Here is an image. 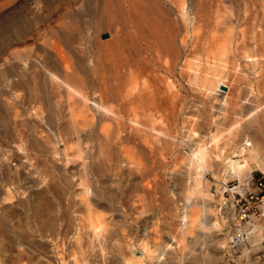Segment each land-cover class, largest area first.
Here are the masks:
<instances>
[{"label":"bare ground","instance_id":"obj_1","mask_svg":"<svg viewBox=\"0 0 264 264\" xmlns=\"http://www.w3.org/2000/svg\"><path fill=\"white\" fill-rule=\"evenodd\" d=\"M12 2L0 0V10ZM97 3L103 7L87 35L86 65L70 48L76 36L67 23L45 60L24 54L12 62L18 78L10 83L32 89L38 105L30 128L41 149L26 148L22 115L12 117L16 102L8 99L0 110L9 133L0 151L9 178L0 183V264H30L32 257L35 264H213L224 239L203 174L211 173L218 189L236 179L231 191L242 193L252 178L249 163L264 173L258 147L239 141L238 122L243 114L245 121L264 117V0ZM102 30L108 39L98 38ZM42 72L46 82L55 80L48 95L58 99L59 119L42 116ZM210 124L215 132L205 141ZM185 151L194 153L184 158L187 168ZM32 156L37 174L28 170ZM188 179L197 201L162 195L156 204L165 182ZM164 211L182 237L197 232V250L185 256L179 241L152 250V236L166 226ZM252 252L250 262L264 264V248L262 261Z\"/></svg>","mask_w":264,"mask_h":264},{"label":"rangeland","instance_id":"obj_2","mask_svg":"<svg viewBox=\"0 0 264 264\" xmlns=\"http://www.w3.org/2000/svg\"><path fill=\"white\" fill-rule=\"evenodd\" d=\"M92 1L94 3H92ZM241 1L242 0H238V2ZM102 7L103 6H101V9L99 11L97 0L95 1L94 0H14L12 4L0 10V110L4 112L6 111L5 103L7 102L8 99H12L13 101L16 102L14 105V110H12L11 113L14 114L12 115V117L15 118L16 120L17 117L14 116L22 115L21 116L22 118L18 117L19 118L18 120L22 121L23 123L21 129H22L23 137L27 140L26 148L29 143V145L30 144L32 145L31 148L35 149V151H39L41 149L38 139L33 135V132L31 131L30 128L34 120V116L31 113V110H33L32 107H35L36 109L38 105L36 106L34 102H32L33 101L31 94L32 89L24 87L22 85L20 86L19 84L15 83L17 88L16 89L14 88L15 85L11 84L13 80H17L18 78L17 75L11 76L10 72L13 71L12 66L15 63H17V58L22 57L24 54L25 55L28 54V56H32V57H37L39 60L42 59L45 60L47 51L48 52L50 51V44H52V41L54 40L56 34H58V32H62L65 29L63 23L72 24L73 29L71 30H73L72 32H74L73 35L76 36V39L75 41H73L74 43L71 45V47L70 46L69 47L73 48L72 50L74 52L76 50L75 52L76 55L73 53V55H75L76 60L78 61L80 59L84 61L83 64L85 63L84 65H86L89 57L87 35L88 34L93 35L94 29L92 28H94L95 25L94 23L95 22L97 23L98 20L101 18L99 12L102 11ZM96 14L97 16L98 15L99 16L97 17ZM88 23L91 24V26H89ZM103 34H105V37H102ZM98 38L102 40L108 39L109 38L108 32L106 30L100 31L98 34ZM40 49H42V51H40ZM81 58H83L84 60ZM42 73L39 74V76L43 75L41 76L42 78L41 77L40 78L44 79L47 74L46 72L45 73L42 72ZM51 81L55 82V80H48L46 82V78H45V81L42 83V85L44 84L43 88H41L42 86L39 87V89L41 88L39 92H41L40 95L42 99V100L40 99L41 104H39L42 107L39 106V108L40 107L42 108L41 111H42V116L44 118L45 117L49 118L50 116L53 117L54 119L55 118L59 119L61 111H57V109L55 108L57 107L56 103L58 99L56 101V99H54L53 97L52 99L48 95L49 94L48 86H50V83H52ZM59 88L61 90L62 84H60ZM261 91H263L261 93H264L263 88L261 89ZM42 92H44L43 93L44 95L42 94ZM243 115H245L244 118L245 117L247 118L246 114ZM197 116L198 114L196 113V119L198 121L199 118H197ZM260 117H263V115ZM245 119L243 120L242 118H238V122L240 123L238 124L243 127V131H244L243 132L244 136H240L239 141L245 137L249 139V142H251V147H256V149L258 147L260 156L264 160V117L263 118L258 117V119L254 121L246 120L250 124H248L245 121ZM260 119L261 121L259 122ZM197 121L196 123L199 122ZM243 121H245L246 123ZM7 128H8L7 125L0 120V141H1L0 151L2 149L1 147L3 144L2 142H5L9 139V133H7ZM213 128L214 127L210 124L208 131L204 133L203 137L205 138L203 139H205V141H210L211 135L215 132ZM11 129H12L11 132L15 134L16 133L15 128L12 126ZM239 141H236V143H238ZM187 153L188 152L184 153V155H182L184 157L181 158V160L183 159L182 160L183 162L182 166H184L183 168L185 167L187 168V164H188V161L184 158L186 157L188 158L190 156H193L194 154V153L192 154L191 152H190L191 155ZM31 158H32L31 161L28 163L29 164L28 166L30 167V168L28 167V170L30 169L32 173L33 172L32 170L34 169V171H36L34 173L37 174V169H36L37 164H35L36 163L35 160H37V158L35 160H33L34 159L33 156ZM34 164L35 166L33 167ZM249 167L252 170L251 173L252 178L248 182V187L244 188L245 190L244 196L242 199H240L237 202H233L232 200L230 201V203H233L234 206L231 207L227 216L228 225L230 226V228H234L235 227L234 218H236V216L238 215V210L240 208H245L246 217L244 220L239 222V228L241 231V238H242L241 242L238 244L237 248L232 253V256L234 258L231 257V260L227 262L225 256L223 255V251L225 249L224 247L227 245L229 228L226 229L225 227H223V223H222L223 221L221 222L218 218L217 219L215 218L214 220L217 221L216 223L219 227V231L218 233L217 232L216 233L218 237L224 240H222L223 246H220L221 244L219 245L221 249L220 248L217 249L216 260L217 259L219 260L217 261L215 260L213 264H227V263L252 264V262H250L251 261L250 258H248V256L251 255L250 253H253L252 251L255 252V255L256 254L258 255V256L256 255L258 257L256 259V262L263 260L262 250L264 248V173L261 172L260 169L256 168L251 163H249ZM194 173L195 172L192 171L191 179L194 178L195 176ZM35 174L32 176L33 177L37 176ZM203 179L204 180L201 186L206 187L209 191V194L212 198L211 210H213L212 212L213 214H215L216 217V213L214 209L215 197L212 194L213 190L211 186L212 182H214L215 180L212 177V174L209 172H205L203 174ZM0 183L2 184L9 183V178L8 176L6 178V174L4 171V163L1 160H0ZM182 183L180 182V184L176 185L171 182L169 183L168 181L165 182V186L162 189L163 190L162 194L158 190H155V194L153 195L154 200L156 199L155 201L157 202L162 195H167V200L169 202L172 201L174 202L178 200L179 203L181 204L185 201L187 196L188 197L190 196L192 200L197 201L198 195L196 193L197 192L196 187L195 190H192L191 187H190L191 189H189V186L191 185V183H193V181L188 179V181H185V183L182 181ZM174 185L175 188H173ZM232 186L235 187L238 186V182L236 179L229 180L228 187H232ZM173 190L175 192L174 195L170 193L173 192ZM159 201L156 204H159ZM30 202L32 205L34 204V200ZM163 214L165 217L164 220L166 226L164 232L160 234L158 233L157 235L155 234V236L153 235L154 237L152 236L153 241L152 240L151 241L154 243V246H156L157 244L159 248L161 246L159 244L162 243L163 245L166 246L167 245L176 246L177 241H179L177 245H179V247L182 249L183 254L185 256H187V254L193 251V249L197 250V232H192L191 234L189 233L186 234L184 237H182L178 232V228L176 227L178 222L176 221V219L174 220L173 214L167 213L166 211H164ZM174 240L176 242H174ZM252 240H254L255 242ZM153 243H151L152 250H155L157 246L154 247ZM199 245H201V247L199 248H202L203 251H205V253L207 252L210 255L213 253L212 248L209 247L208 243L206 244L201 243ZM28 247H29L28 249L31 251L32 255L34 256L35 252H34L33 243L31 244L29 243ZM244 251H246V255L245 253L244 255H241V252ZM236 256L239 257L237 258ZM31 261H33L32 263H34L35 259L32 257Z\"/></svg>","mask_w":264,"mask_h":264},{"label":"built area","instance_id":"obj_3","mask_svg":"<svg viewBox=\"0 0 264 264\" xmlns=\"http://www.w3.org/2000/svg\"><path fill=\"white\" fill-rule=\"evenodd\" d=\"M221 185L224 186V188L222 187L218 189L216 188L215 181L212 182L211 184L213 190L212 194L215 197V202H214L215 213L218 219L223 221L222 222L223 227H225L226 229L229 228L227 245L224 247L225 249L223 251V255L225 256L226 261L229 262L231 260L232 253L235 251V249L237 248L238 244L241 242L242 239L241 231L239 228V222L244 220L246 217L245 208H240L238 210V215L236 216V218H234L235 227L230 228V226L228 225L227 216L231 207L234 206V204L230 203V201L232 200L233 202H237L240 199H242L245 190L243 189L242 193L236 190L231 191V188H234L235 186L228 187L229 181L225 183L220 181L218 187H220Z\"/></svg>","mask_w":264,"mask_h":264},{"label":"water","instance_id":"obj_4","mask_svg":"<svg viewBox=\"0 0 264 264\" xmlns=\"http://www.w3.org/2000/svg\"><path fill=\"white\" fill-rule=\"evenodd\" d=\"M102 37H105V34H103Z\"/></svg>","mask_w":264,"mask_h":264}]
</instances>
